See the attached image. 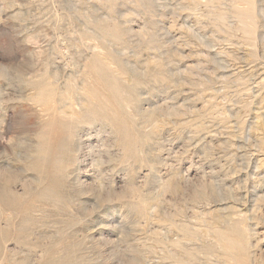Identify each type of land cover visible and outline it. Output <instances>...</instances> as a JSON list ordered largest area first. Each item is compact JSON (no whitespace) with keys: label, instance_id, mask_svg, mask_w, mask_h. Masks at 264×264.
I'll return each instance as SVG.
<instances>
[{"label":"rangeland","instance_id":"1","mask_svg":"<svg viewBox=\"0 0 264 264\" xmlns=\"http://www.w3.org/2000/svg\"><path fill=\"white\" fill-rule=\"evenodd\" d=\"M0 264H264V0H0Z\"/></svg>","mask_w":264,"mask_h":264},{"label":"bare ground","instance_id":"2","mask_svg":"<svg viewBox=\"0 0 264 264\" xmlns=\"http://www.w3.org/2000/svg\"><path fill=\"white\" fill-rule=\"evenodd\" d=\"M40 161H41V160H40ZM46 167H47V166H46ZM46 167H45V168H46Z\"/></svg>","mask_w":264,"mask_h":264}]
</instances>
